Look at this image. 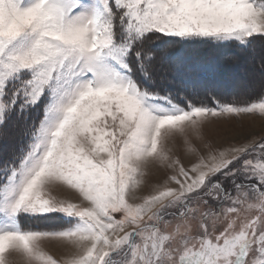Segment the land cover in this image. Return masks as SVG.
I'll return each mask as SVG.
<instances>
[{"label":"snow or ice","instance_id":"obj_1","mask_svg":"<svg viewBox=\"0 0 264 264\" xmlns=\"http://www.w3.org/2000/svg\"><path fill=\"white\" fill-rule=\"evenodd\" d=\"M242 116L264 0H0V264H264V137L205 135Z\"/></svg>","mask_w":264,"mask_h":264},{"label":"rangeland","instance_id":"obj_2","mask_svg":"<svg viewBox=\"0 0 264 264\" xmlns=\"http://www.w3.org/2000/svg\"><path fill=\"white\" fill-rule=\"evenodd\" d=\"M216 56H213V58ZM228 70L229 74L224 75L223 77L226 81L224 91H231V93L229 92V94L223 98L228 100H239L245 95H248V86L251 83L249 77L251 66L242 58L238 64L229 63ZM205 135L213 145L225 146L228 143L242 142V138L252 139L253 137H256L259 139L260 137H264V120L260 117L248 116L232 118L230 120L219 119L205 129ZM177 150L183 158V152L180 148L179 142L177 143ZM184 162L187 163V160ZM163 178V170H153L151 177L152 182L162 180ZM51 250L53 254L59 256L56 251L53 249Z\"/></svg>","mask_w":264,"mask_h":264},{"label":"trees","instance_id":"obj_3","mask_svg":"<svg viewBox=\"0 0 264 264\" xmlns=\"http://www.w3.org/2000/svg\"><path fill=\"white\" fill-rule=\"evenodd\" d=\"M230 52H235V53H239V49H230L227 50ZM200 55L204 60H211V58H213V56L218 55V53H216L215 51H213L210 46H203L200 48ZM229 63L231 62H226L225 68H224V75H228L229 74ZM225 88V87H224ZM226 90V89H225ZM229 92L231 93V91H224L223 89V97H226ZM20 141V137L15 133L14 129H10L9 130V135L6 138L5 143L0 144V152H3L5 150H7L9 147L14 146L19 144Z\"/></svg>","mask_w":264,"mask_h":264},{"label":"bare ground","instance_id":"obj_4","mask_svg":"<svg viewBox=\"0 0 264 264\" xmlns=\"http://www.w3.org/2000/svg\"><path fill=\"white\" fill-rule=\"evenodd\" d=\"M54 251H56L58 253V255H61V251L56 249V248H52Z\"/></svg>","mask_w":264,"mask_h":264}]
</instances>
